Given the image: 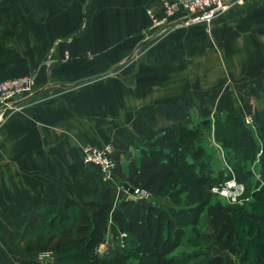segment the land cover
Returning <instances> with one entry per match:
<instances>
[{"label":"crops","instance_id":"1","mask_svg":"<svg viewBox=\"0 0 264 264\" xmlns=\"http://www.w3.org/2000/svg\"><path fill=\"white\" fill-rule=\"evenodd\" d=\"M148 9L163 14L159 0H0V17L16 18L17 24L31 16L53 18L54 29L68 20L60 39L50 41L64 27L44 30L45 42L31 47L33 61L45 58L44 65L19 72L0 68V79L39 69L40 84L0 109L1 230L27 225L42 202H54L62 218L73 205H82L98 181H92L98 170L91 166L96 170L91 179L81 161L82 148L106 142L119 147L124 138L106 127L116 114L126 116L136 138L134 132L184 123L185 114H196L190 100L196 106V100L237 97L253 112L264 110V0H234L208 23L152 25ZM129 82L145 86L124 85ZM46 94L56 97L46 101ZM224 109L242 115L235 106ZM206 118L210 126V117L200 121ZM75 164L85 167L77 172L80 183L74 187L73 176L66 189L59 180L71 178L67 168L72 171ZM211 248L206 260L219 256L223 264H260L255 256L244 260L242 253Z\"/></svg>","mask_w":264,"mask_h":264},{"label":"trees","instance_id":"2","mask_svg":"<svg viewBox=\"0 0 264 264\" xmlns=\"http://www.w3.org/2000/svg\"><path fill=\"white\" fill-rule=\"evenodd\" d=\"M223 123V132L219 134L220 129L214 126V133L225 148L231 149L232 156L227 161L238 182L252 175L244 167L245 160L257 156L259 182L246 196L264 205V117L256 113L254 121L245 124L238 115L227 111ZM235 130L239 131L236 138ZM209 131L210 126L202 122L192 126L175 122L160 132L150 131L149 148L141 149L129 160L124 182L145 190L150 199H126L116 206L109 188L95 181L93 190L83 196V204L73 205L64 218L59 216L54 202L37 205L27 225L8 231L9 247L16 254L61 251L68 255L69 251L77 250L85 264H123L127 257L138 252L153 256L152 264H187L184 261L191 260L192 255L171 256V252L181 244L186 226H192L196 232L200 216L205 213L217 245L234 255L244 253V258H248L249 251L242 248L235 222V215L241 213L242 208H237L241 204H225L219 198L212 200L211 188L227 176L223 170H212L208 163L211 156L204 138ZM162 198H168L174 208L159 204ZM251 214L248 217L256 219ZM108 233L110 239H107ZM261 237L253 236L250 241L254 256L264 264V230ZM126 241L128 249L123 244ZM103 243H106L104 251L98 252ZM163 246L167 248L165 256L160 254ZM0 264L8 263L0 257ZM19 264L50 263L29 258ZM204 264H223V261L216 256Z\"/></svg>","mask_w":264,"mask_h":264},{"label":"rangeland","instance_id":"3","mask_svg":"<svg viewBox=\"0 0 264 264\" xmlns=\"http://www.w3.org/2000/svg\"><path fill=\"white\" fill-rule=\"evenodd\" d=\"M150 16V14H149ZM32 17V16H31ZM25 18L22 19L18 24V20L15 18L12 19H3L0 17V68L1 70L9 71V72H19L24 67H30L37 63H41L40 65H44L46 61L45 58L39 59L38 62L33 61L34 58L32 57V53L29 51L31 50V47L33 45H37L39 43H43L40 41L46 40V36H48L47 33H42V31H48L52 30L54 33H56V30L58 28H63L62 30H58V33L56 35H52L50 38V41L53 39H60L61 36H58L61 31L65 30V26L68 22L65 18L61 21V24H64L62 27H56L53 29L52 27V19L49 18H43L38 19L35 17L32 18ZM79 16H75L74 23H73V29L76 27V24L79 20ZM151 18V17H150ZM152 20V19H151ZM52 33V34H54ZM46 36H43V35ZM58 36V37H57ZM60 41V40H59ZM58 40L54 42L55 44H58ZM19 48V50H17ZM21 48V50H20ZM143 56H145L144 53H142ZM141 55V54H140ZM65 57V56H64ZM49 58V56L47 57ZM93 65L92 63H90ZM88 64V65H90ZM90 65V66H91ZM94 68V67H93ZM95 69V68H94ZM39 69H36L34 71L29 72V70H26L25 72L17 73L12 75L9 78H16V77H25V79L30 83V91L32 92L35 88L39 87L40 84H38V73ZM144 73V70L142 71ZM240 76V75H239ZM45 85V84H44ZM129 87L133 88H141L145 86L144 83H132L129 82ZM62 88H55L52 91H62ZM29 91L26 92V94ZM56 96L51 95H44V98L46 101L52 98H55ZM189 108L191 110H196V114H193L192 111L190 113L185 114V124H188L189 118L191 120H194V124L200 123V119L204 117H210L211 118V125H210V131L206 133L204 138V144L208 149V152L210 153L211 158L208 159V163L211 165V169L217 172L218 170H223L224 174H226L228 179H234L238 184H241L243 188V194L242 197L245 198V202L241 205H238L237 208H242L241 213L235 215V222H236V229L239 234V237L242 242V248H247L249 251L248 258H244V253H242V258L244 260L248 259H254L251 258L254 256V248L252 245V241L250 239L254 236L257 239H261L262 232L264 230V205L255 202L252 198H249L246 201V195L252 191L253 188L257 186V183L259 182V173L257 168V162H256V155L254 158L245 160L244 167L245 169H249L252 171L251 176H246L243 178L242 182L237 181V176L235 171L233 170L231 164L227 161L229 156L231 155V149L225 148L219 139H217V136L214 133V126L216 129H220L218 133L220 134L224 130L223 126V118L227 112V110L224 109L226 106H235L237 109H233L234 112H240L242 115H238L240 118H242L245 121V124H251L252 121H254V115L257 112H253V106L249 105V102L245 99H239L237 97L233 99H226V98H218V99H203V100H196L198 103L195 105V102L193 100H190ZM261 101V100H258ZM264 103V101L262 102ZM252 104V102H251ZM19 108H23L22 105L18 106ZM245 111V112H244ZM232 112V111H231ZM260 114L264 117V110H259ZM244 115V116H243ZM242 116V117H241ZM115 118L113 122L108 123L106 125L107 128H114L117 130L118 136L123 137L124 139L121 141V145L119 147L115 146L111 142H106L103 144L98 145H85L82 148V163L85 164L89 170L87 171L90 174V177L92 179V175L96 172L93 168H91V165L87 163L85 160V150L90 146H102V145H108L111 148V152L109 153L110 157V163L112 165L111 171L108 175H105L104 173H101L99 171L96 172L98 175L95 176V178L92 179V181L99 180V185L104 188H109L111 195L114 199V204L117 206L119 202L126 200V199H132V200H139L140 199V192L134 195H131L130 192L126 191V188H124V182H126V167L130 159L133 157H136L141 149L149 148V144L151 142V136L149 132L147 133H137L134 132V135L136 138L131 137L132 130L131 128L127 130V126L129 124L128 121H126V116L123 114H116L113 116ZM131 118V115L129 116V119ZM246 119L250 121V123H246ZM145 128L147 126L145 125ZM127 130V131H126ZM234 136L238 135L239 131L235 130ZM217 134V132H216ZM138 137V140H136ZM255 139H257V136L255 135ZM238 143V141L236 142ZM247 150V149H246ZM247 152V151H245ZM245 156H249L250 154L246 153ZM93 167V166H92ZM84 170L85 167H79L75 164L74 170H70L67 168V172L71 173V178L66 179L63 178L59 180V183L62 184L66 189L70 188L68 184L72 180L73 176V182L72 184L74 187H77L80 183V178L77 175V172L80 170ZM85 172V171H84ZM244 172V171H243ZM254 173V174H253ZM248 178H252L251 180ZM224 180V181H225ZM222 181L221 183H223ZM67 182V183H66ZM66 183V184H65ZM220 182L216 185L221 184ZM71 184V185H72ZM83 189H86V186L82 187ZM249 192V193H248ZM131 195V196H130ZM139 196L138 199H136ZM219 197L214 194V197L212 200L218 199ZM148 199V198H147ZM150 199V197H149ZM82 200V198H81ZM160 200V199H158ZM222 200V199H221ZM223 203H225L224 200H222ZM83 204V201H82ZM159 204L164 205L167 209L168 208H174L172 203L169 201L168 198H162V201H160ZM226 204V203H225ZM255 210V211H254ZM249 213H252L250 216L256 217V220L253 218L248 217ZM257 214L261 216H257ZM14 228H2L0 229V257L6 261L8 264H19L20 261L34 258L36 260H40L38 262H46L50 264H85L81 257H79L77 250L75 251H69L68 255H65L63 252H58L56 254L52 253L49 257H43L40 258V255L35 252H30L27 254H16L12 251V249L9 247L7 243V239L5 238L8 235V231L12 230ZM111 236V234H110ZM107 236V239H110L111 237ZM128 241V240H127ZM123 242L125 248H129L128 243L129 242ZM218 248V245L215 241L214 234L210 228L208 217L205 213H202L200 216V221L198 224V229L193 231L192 226L187 225L186 231L184 236L182 237L181 244L176 247L172 252L171 256L177 255V254H184L188 253L189 255H192V259L189 261H184L187 264H204L207 257V251L211 250V247ZM106 245L101 244L98 248V252H103ZM160 254H163V256L166 255V246H163L162 249H160ZM65 255V257L63 256ZM60 256H62V261H59ZM151 259H153V256H151L149 253H136L135 255H131L125 259L123 264H152ZM251 260V261H252ZM142 261V262H141Z\"/></svg>","mask_w":264,"mask_h":264},{"label":"built area","instance_id":"4","mask_svg":"<svg viewBox=\"0 0 264 264\" xmlns=\"http://www.w3.org/2000/svg\"><path fill=\"white\" fill-rule=\"evenodd\" d=\"M232 1L234 0H159L162 16L155 15L152 9H148L147 12L152 19V25L160 22L162 24L173 23L174 25L191 21L208 23L215 14L228 7ZM178 14H181L183 18L179 19ZM27 91L29 92L26 94ZM30 93V83L25 77L0 79V109L14 105ZM246 123H250V121L246 119ZM110 152L111 148L108 145L90 146L85 150V160L99 172L108 175L112 168L109 160ZM126 191L129 192L127 189ZM211 191L228 204H243L245 202V198L242 197L243 188L234 179H228L213 186ZM139 192L140 199L150 197V194L143 189L133 188V192L130 194L134 195ZM245 197L247 201L249 197ZM138 198L139 196L136 199ZM38 254L40 258H45L49 257L52 252L44 251Z\"/></svg>","mask_w":264,"mask_h":264},{"label":"water","instance_id":"5","mask_svg":"<svg viewBox=\"0 0 264 264\" xmlns=\"http://www.w3.org/2000/svg\"><path fill=\"white\" fill-rule=\"evenodd\" d=\"M202 123L204 126H208L209 125V119H207V118L203 119ZM123 185H124V188H126L130 193L133 192V187L129 186L127 183H124Z\"/></svg>","mask_w":264,"mask_h":264}]
</instances>
